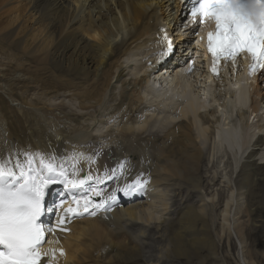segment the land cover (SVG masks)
<instances>
[{
    "label": "bare ground",
    "instance_id": "obj_1",
    "mask_svg": "<svg viewBox=\"0 0 264 264\" xmlns=\"http://www.w3.org/2000/svg\"><path fill=\"white\" fill-rule=\"evenodd\" d=\"M8 5L12 6L6 8ZM184 13L180 0H0L1 152L84 153L96 162H83L81 175L91 170L94 176L103 177L105 167L112 169L113 161L128 159L125 153L133 146L128 140L135 131L143 130L136 135L141 150L133 154L139 157L138 174L133 171L93 186L106 194L127 177L141 175L149 181L146 187L123 194L124 201L112 206L110 221L84 215L68 222V231L50 235L58 247L55 264H140L141 250L128 231L115 232L111 226L121 227L129 221V228L136 230L153 220V209L164 194H160L162 190L152 194V187L155 190L164 183L161 177L178 180L179 192L188 187L185 200L192 201L195 193L191 186L201 191L204 184L205 134L214 139L216 156L230 154L239 166L222 210L219 240L228 242L230 233L237 234L241 247L238 264H257L255 256L264 258V250H257L259 245L264 248V162H258L259 156L264 160V73L254 88L251 106L243 98L242 81L217 88L216 83L207 82L200 63L188 73L186 55L177 54L190 39L185 36L190 28L182 29ZM165 31L177 44L171 55L161 59L155 53L165 46ZM196 80L204 88H197ZM210 90L213 102L208 98ZM151 100L162 111L157 114L156 108L150 109L142 126L136 127L137 114L148 110L142 105ZM179 104L182 118L175 117L179 121L172 129L167 128L163 135L161 127L145 130L154 116L158 120L153 122L158 124ZM161 114L166 116L161 118ZM172 120L170 124L175 123ZM199 121L202 125L198 126ZM116 124L119 129L114 131ZM147 140L152 146L150 153L141 143ZM127 159L126 165H135ZM226 178L231 183V178ZM61 187L52 186L46 207ZM63 199L65 208L74 206L71 195ZM180 201L175 200L176 217L168 221L166 229L172 241L171 261L197 258L209 264L217 260L220 242L212 237L209 217L194 205L179 209ZM252 235L251 245L242 246ZM146 240L156 242L148 233ZM222 243L225 246V241ZM151 244L147 248L151 249ZM94 253L100 256L93 258Z\"/></svg>",
    "mask_w": 264,
    "mask_h": 264
},
{
    "label": "snow or ice",
    "instance_id": "obj_2",
    "mask_svg": "<svg viewBox=\"0 0 264 264\" xmlns=\"http://www.w3.org/2000/svg\"><path fill=\"white\" fill-rule=\"evenodd\" d=\"M191 4L190 23L194 27L208 20L215 23L214 30L207 33V52L212 57L210 71L218 81L222 79V59L235 65L238 58L247 56L251 59L249 75L264 73V0H191ZM163 39L165 46L155 53L161 59L171 55L175 47L166 31ZM85 161L96 162L93 156L77 152H0V264H55L57 250H43L49 235L68 231L67 224L74 218L111 210L118 202V192L128 196L149 182L137 175L131 183L104 194L93 184L123 176L127 161L118 163L117 168L105 167L103 177L94 176L91 170L82 176ZM54 185H63L74 206L63 207V198L58 204L45 206ZM46 212H55L54 225L41 222ZM59 255H64L63 249Z\"/></svg>",
    "mask_w": 264,
    "mask_h": 264
},
{
    "label": "rangeland",
    "instance_id": "obj_3",
    "mask_svg": "<svg viewBox=\"0 0 264 264\" xmlns=\"http://www.w3.org/2000/svg\"><path fill=\"white\" fill-rule=\"evenodd\" d=\"M10 6H12V5H8L6 8H9ZM182 26H183V24H182ZM171 39L173 40L174 45L177 44V42L175 43V41H176L175 38L173 39V37H172ZM187 44L182 45L181 49H178L179 52H177V54L179 53L180 55L181 54L187 55L188 54L187 53L188 52ZM191 56H193V55H191ZM149 62L150 61H148V63ZM190 80H192V78H190ZM153 102H154V100H151L150 102H148V104L144 103L142 106L145 105L144 107H148L147 108L148 110L156 108L155 110H157V114H159L162 111V108H160L159 104H157L156 102H154V104H153ZM155 103H156V105H155ZM178 106L176 107V109L174 108V110H173V108L169 109V111L167 112V116H166V114H163V115L161 114L162 115L161 118H163L165 116L166 117L163 120H160L158 122L159 125L156 123L158 118L156 116H154L153 120L149 121L148 124L145 126V130L150 131V130L155 129V131H156L157 129L160 130L159 127H161V130L159 132H160V134L163 135L164 132H167V130H168L167 128L172 129L177 124V122L179 121L176 118H178V116L180 118H182L180 116V113H181L180 110L181 109H178V108H180L181 104H179ZM148 110L144 114H142L144 111L139 112V114H137L139 117L137 116V123H135L136 127L142 126L141 123L144 122V120L147 118L145 116L150 115L151 110L150 111H148ZM171 110H173V111L171 112ZM172 117L174 118L173 120H172ZM180 118H178V119H180ZM167 119H170V120L174 121L175 123L170 124V120H167ZM153 121H156V122H153ZM154 124H156V125H154ZM200 124L202 125L201 121L198 122V126ZM115 127H117L116 130L119 129V127L116 124V125L112 126V130L115 131ZM142 131H135V134L133 135L134 137L131 136L130 139L128 140L131 143H133L132 148H130L129 150L131 152H133V151H135V152L134 153L127 152V153H125V155L128 157L131 164L134 162L133 164H135V165H132L133 170H137V168L138 169L141 168L138 165V162H140L138 160L139 157L137 155L133 156V154H137L138 151L141 150V147H139L137 145L138 140H137L136 135L138 133H142ZM162 131H163V133H162ZM106 132H109V131H106ZM99 135H100V133L97 136H99ZM204 141H205V144L203 145V149H204V154L206 157L205 163H204V177H203V180H204L203 186L204 187L202 186L201 191H198L199 189L198 190L194 189L195 187L191 186V188L194 190L193 192L195 193V196H194L192 201H186L185 200V197H186L185 195L188 192V187L186 185H184V186L182 185V187H187V188L186 189L183 188L182 192H179V190L177 188L179 187L180 182L178 180L173 182V181L166 180L165 177H161V178H164V183L163 184L161 183L155 190H154V187H152V194L160 192L161 190L162 191L160 192V194H164L163 196H161L160 203L158 204V206L155 205V208L153 209L154 214H155V217L153 220H151L148 223H143V225L140 226L136 230H131L129 228V223H130L129 221L123 222L121 227L117 226L116 229L114 226H111V228L114 229L115 232L123 233V231H128L129 236H130V240L134 244H137L141 250L143 258L140 259V264L141 263H143V264L144 263H147V264H202L201 261H199L197 258L193 259L191 262H185V261L179 262L178 261V262L174 263L171 261L172 258H171V254L169 253V251L171 248L172 241L170 239L171 236H168V234L166 233V229L169 228L168 221H170L172 218L176 217V214L173 211L175 209L174 203H175L176 199L181 200L179 209H181L185 205H194V207L197 210H199V211L203 210V213H205L209 217L210 225L212 226V237L214 238V240L216 242H218V243L220 242L219 234L222 235V231H221L222 230V218H223V213H222L223 211L222 210H224L226 208L227 196H230V187L232 186V183L236 180V177H237V174L239 171V166L237 167V165L234 164V160L231 158L230 154H225L226 156H224V157H221L219 155L216 156L215 152H213V150H214V146H213L214 139L211 137L210 134H205V140ZM141 143L146 144L148 146L147 150H149V153H150V151L152 150V146H151L150 142L147 140V141L141 142ZM212 152H213V154H212ZM154 154H155V152L153 153V155ZM213 155H214V157H213ZM262 157L264 158V156H262ZM111 158H112V156H111ZM258 158H260V160H258L259 163L264 162V160L261 159V156H259ZM150 161H151L150 159H147L148 163ZM143 163H145V162H143ZM144 167L147 168L146 166H144ZM144 167H142V168H144ZM152 168H154V167H152ZM130 170H131V168L126 169V170H124V173L128 174ZM131 174H132V172H131ZM226 177L231 178V183L227 180ZM213 179H215V181H213ZM208 181L211 182V186L206 185ZM216 181H217V183H216ZM214 183H216L215 186H213ZM206 186H207V189L204 190V188ZM223 198H224V200H223ZM142 199H145V197L140 198L138 200H142ZM137 201H135V202H137ZM135 202H133V203H135ZM163 203H165L166 205H163ZM159 218H161V219H159ZM152 228H154V231L151 233L150 229H152ZM232 230H233V228H232ZM225 232L227 234H229L228 231H225ZM71 233L73 234V231ZM147 233H148V235L152 234L153 239L156 242L151 244L149 240H146ZM239 239L240 238L237 237V234L234 233V231H233V233H230L228 242H227V239L226 240L222 239V242L225 241V246H223V243L220 242L219 248H218V250L216 252V256H215L218 259L217 260H210L209 264H211L210 262H212V264H229V263L230 264H238L239 263L238 260L240 258L239 253L241 252ZM251 239H254L253 235L250 236V239H246L243 242L242 246H245V245L250 246L252 243ZM230 243H233V245H235L236 248H235V246H234V248L231 247ZM148 244H151V245H149V246H151V249L147 248ZM244 250H246V249H244ZM257 250L262 251V250H264V248L261 245H259ZM114 253H115V250L112 252V254H114ZM97 255H98V253L97 254L94 253L92 256H93V258H96ZM240 255H241V253H240ZM98 256H100V253ZM227 257L229 259H227ZM254 260L257 262V264H262L264 261V258L262 256L259 258H256V256H255ZM102 262H103V260H102ZM121 264H123V263H121ZM132 264H136V263H132Z\"/></svg>",
    "mask_w": 264,
    "mask_h": 264
}]
</instances>
